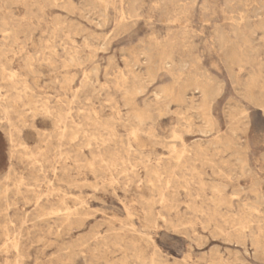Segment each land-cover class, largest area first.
Masks as SVG:
<instances>
[{
  "label": "rangeland",
  "instance_id": "rangeland-1",
  "mask_svg": "<svg viewBox=\"0 0 264 264\" xmlns=\"http://www.w3.org/2000/svg\"><path fill=\"white\" fill-rule=\"evenodd\" d=\"M242 5L252 40L219 48L227 0H0V264H264V8Z\"/></svg>",
  "mask_w": 264,
  "mask_h": 264
},
{
  "label": "bare ground",
  "instance_id": "bare-ground-1",
  "mask_svg": "<svg viewBox=\"0 0 264 264\" xmlns=\"http://www.w3.org/2000/svg\"><path fill=\"white\" fill-rule=\"evenodd\" d=\"M98 1V0H97ZM101 2H104V0H100ZM179 0H177L178 2ZM247 1L249 0H227V3L229 4V6L231 7V12L234 13V15L230 16L229 19H230V25L231 28L229 30H224L223 27L221 28H218L216 29V34H215V39L218 41V44H219V48H223V46L226 44V43H234L236 44L237 43V40L241 39V40H245L244 43L247 41V42H250L252 39H251V34L253 32V29H250V26H249V23H245L244 24V27H248L250 29V31H245L243 30V28L241 27V23L238 21V20H241V19H248L249 18V15H248V12H249V9L248 8H243V5L242 4H246ZM254 2H256V6L253 8V12L255 13L256 16L259 15V13L257 12L259 9L261 8H264V0H252ZM57 2V1H56ZM242 3V4H241ZM56 4V3H55ZM241 7H239V5ZM54 5V4H52ZM155 6V4H154ZM155 8V7H154ZM180 9V13L181 12H184V8L182 9L181 6L178 7ZM231 13V14H232ZM118 24H119V21H118ZM258 27L261 28V29H264V22L262 21H259L258 22ZM250 32V33H249ZM50 39V38H49ZM250 44V43H249ZM239 45V44H238ZM240 46V45H239ZM239 48V47H238ZM25 49V48H24ZM75 51V50H74ZM150 51H151V46L147 45V47L141 49L139 51V54H143L146 61L149 62L150 59H151V54H150ZM20 54V53H19ZM16 55V54H15ZM76 55V54H75ZM166 56L162 59V63L165 64V65H168L169 66V70L172 68V73L177 75V76H180L182 74H184V66L185 64L183 62H178L176 60H174V58L171 56V53H168V54H165ZM244 57H246V54H243L241 58H239V61H244ZM28 59V58H27ZM69 59V58H68ZM164 60V61H163ZM239 62V64H241ZM30 66V65H29ZM14 70V69H13ZM21 70V69H20ZM189 73V72H188ZM187 73V74H188ZM31 74V73H30ZM84 74V73H83ZM87 75V74H86ZM1 76V75H0ZM63 77V76H62ZM193 77V76H192ZM195 77V76H194ZM192 79V78H191ZM66 80V79H65ZM206 80V79H205ZM175 81H178L176 78H175ZM207 83L208 81H204L202 83H194L196 86L195 88H197L199 90V92L201 93V96H202V99H203V102L199 105H197V109H199V113L203 116L202 117V123H203V129L201 127L200 130H203L204 132H209V131H212L214 130V132L216 133L215 135V138H214V141L217 143H221L224 139V136L223 134L219 133V128H216L215 125H214V122H213V119L212 117L210 116V113H209V105L206 103V98L208 97L207 95V92H206V87H207ZM24 86V85H23ZM28 89V88H27ZM167 90V87H159L157 90H155V95L156 97H158L157 99H164L166 94ZM251 92V90H250ZM167 93V92H166ZM19 96V99H20V95ZM251 96V94H250ZM175 99L177 101H183L184 97H183V93L182 91H180L179 94H176L175 95ZM190 99V98H189ZM2 100V99H1ZM34 100V99H33ZM15 101V100H14ZM15 103V102H14ZM47 103V102H46ZM190 106H194L195 104H193V102L191 104H189ZM4 112V111H3ZM6 113V112H4ZM11 115V114H10ZM16 115V114H15ZM21 116V115H20ZM118 116V115H117ZM19 117H17L18 119ZM59 123V122H58ZM15 124V123H14ZM54 124V123H53ZM64 125V124H63ZM11 127V126H10ZM16 127V126H14ZM58 129V128H57ZM62 129V128H61ZM73 132V131H72ZM133 133V132H132ZM173 133V132H172ZM61 134V133H60ZM63 134V133H62ZM60 136V135H59ZM102 136V135H101ZM149 136V135H148ZM90 137V136H89ZM113 137V136H112ZM136 137V136H135ZM226 137V136H225ZM94 138V137H93ZM227 138V137H226ZM133 140V139H132ZM210 140V139H209ZM102 141V140H101ZM227 142V143H226ZM60 143V142H59ZM87 143V142H86ZM102 143V142H101ZM210 143V142H209ZM89 144V143H88ZM214 144V142H213ZM212 144V145H213ZM225 144L228 146V141L226 139L225 141ZM156 145V144H155ZM222 145V143H221ZM54 146V145H53ZM88 147V146H87ZM145 147V146H144ZM174 147V146H172ZM200 148H202L201 146H199ZM79 149V148H78ZM174 149V148H173ZM190 149V148H189ZM126 150V149H125ZM202 150V149H201ZM37 151V150H36ZM97 151V150H96ZM177 151V150H176ZM125 152V151H124ZM178 152H175L177 153L178 155ZM181 152V150H180ZM182 153V152H181ZM181 153L179 154L181 156ZM128 154V153H126ZM134 154V153H133ZM25 155V154H24ZM43 155V154H42ZM60 155V154H59ZM33 156V155H32ZM58 157V156H57ZM120 157V156H119ZM54 158V157H53ZM180 158V157H179ZM95 159V158H94ZM54 160V159H53ZM92 160V159H91ZM89 160V161H91ZM120 160V158H119ZM182 161V160H181ZM247 161V160H246ZM88 162V160H87ZM104 162V161H103ZM111 162V161H110ZM138 162V161H137ZM83 163V162H82ZM149 163V162H148ZM106 164V162H105ZM114 164V163H113ZM111 165L110 163V166H115L114 165ZM88 165V164H87ZM89 166V165H88ZM97 166V165H96ZM109 166V167H110ZM131 166V165H130ZM148 166V165H147ZM150 166V165H149ZM132 168V167H131ZM130 168V169H131ZM53 169V168H52ZM114 169V167H113ZM40 171V170H39ZM150 171H151V174L152 172L153 173H157L159 171L155 170V169H151L150 168ZM93 172V171H92ZM130 172V171H129ZM121 174V173H120ZM119 175V174H118ZM154 175V174H153ZM37 176V175H36ZM156 176V175H155ZM158 176V175H157ZM156 176V177H157ZM138 177V176H137ZM46 178V177H45ZM56 178V177H55ZM21 179V178H19ZM37 179V177H36ZM22 180V179H21ZM33 180V179H32ZM110 180V179H109ZM95 181V180H93ZM20 182V181H19ZM61 182V181H60ZM74 182V181H73ZM158 182V181H157ZM167 182V181H166ZM15 183V182H14ZM76 183V182H75ZM104 184V183H103ZM149 184V183H148ZM151 184V183H150ZM19 186V185H18ZM47 186V185H46ZM218 186V185H217ZM57 187V186H56ZM187 187V186H186ZM216 188V187H215ZM17 189V188H16ZM8 190V189H7ZM159 191V190H158ZM51 192V191H50ZM39 193V192H38ZM162 195V194H161ZM219 195V194H218ZM36 196V194H35ZM36 198V197H35ZM47 198V197H46ZM24 199V198H23ZM228 199V198H227ZM76 201V200H75ZM146 201V200H145ZM230 201V200H229ZM131 202V201H130ZM258 202V201H257ZM29 203V202H28ZM81 203V202H80ZM253 203V202H252ZM261 202H259L260 204ZM26 204V203H25ZM156 204V203H155ZM259 204L258 205H253L252 208L254 209H258L259 207ZM247 206V205H246ZM164 207V206H163ZM169 207V206H168ZM4 208V207H3ZM217 208V206H216ZM248 208V207H247ZM88 209V208H87ZM244 209V208H243ZM51 210V209H50ZM165 210V209H164ZM252 210V209H251ZM68 211V210H67ZM59 212V211H58ZM74 212H75V209H74ZM84 212V211H83ZM86 212V211H85ZM243 212V211H242ZM5 213V212H4ZM36 214V213H35ZM7 216V215H6ZM66 216V215H65ZM68 216V215H67ZM81 216V215H80ZM16 218V217H15ZM19 218V217H18ZM36 219V218H35ZM63 219V218H61ZM68 219V218H67ZM65 220V219H63ZM154 221V220H153ZM67 222V221H66ZM66 222H63V223H66ZM10 223V222H9ZM241 224V223H239ZM172 226V225H171ZM176 226V225H175ZM238 227V226H237ZM57 228V227H56ZM124 228V227H123ZM147 229V228H146ZM237 229V228H236ZM57 231V230H56ZM119 231V229H118ZM236 231V230H235ZM241 231V230H240ZM110 232V231H109ZM132 232V231H131ZM130 233V232H129ZM3 236V235H2ZM111 237V236H110ZM83 239V238H82ZM257 239V238H255ZM105 241V240H104ZM257 241V240H256ZM11 244V243H10ZM18 245V244H17ZM135 245V243H134ZM121 249V248H120ZM64 250V249H63ZM21 252V251H20ZM94 252V251H93ZM116 252V251H115ZM66 260V259H65ZM124 260V259H123ZM89 262V261H88ZM124 264V263H123Z\"/></svg>",
  "mask_w": 264,
  "mask_h": 264
}]
</instances>
